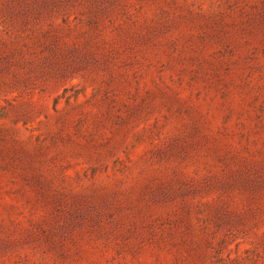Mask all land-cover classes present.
<instances>
[{"label":"rangeland","instance_id":"obj_1","mask_svg":"<svg viewBox=\"0 0 264 264\" xmlns=\"http://www.w3.org/2000/svg\"><path fill=\"white\" fill-rule=\"evenodd\" d=\"M0 264H264V0H0Z\"/></svg>","mask_w":264,"mask_h":264}]
</instances>
